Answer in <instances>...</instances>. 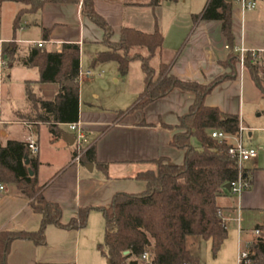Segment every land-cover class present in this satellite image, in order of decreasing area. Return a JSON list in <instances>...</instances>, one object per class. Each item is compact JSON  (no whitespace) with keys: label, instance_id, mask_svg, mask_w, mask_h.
I'll return each mask as SVG.
<instances>
[{"label":"crops","instance_id":"1","mask_svg":"<svg viewBox=\"0 0 264 264\" xmlns=\"http://www.w3.org/2000/svg\"><path fill=\"white\" fill-rule=\"evenodd\" d=\"M208 1L205 0L198 9L187 7V10L175 11L169 9L175 2L168 0L156 7L148 5L149 0H94L96 10L114 30L113 42L121 40L123 27L152 34L158 24L164 36L163 51L158 55L159 64L170 63V72L176 77L202 84L231 74L233 70L222 22L201 18ZM256 3L255 9L244 10L233 1L232 30L237 47L259 51L258 57L252 58L259 67L264 86V0H256ZM81 4L82 0L79 4L47 3L39 12L25 14L20 28L14 30V20L25 7L24 4L14 1L0 3V143L5 145L9 140L27 142L30 137L37 139L39 152L32 156L39 160L38 181L44 186L45 198L61 207V222L65 225L77 216L80 207L108 205L118 192H144L147 184L137 177L142 172L156 170V160L163 158L171 164H182L185 151L175 147L172 141L176 134L184 131L179 128L180 119L189 112L196 99L194 94L176 88L144 108L119 117L120 110L112 108L91 105L88 110L83 109L81 82L88 81L91 76L80 77L79 122L87 132L89 145L96 147V161L107 165L106 172L95 163H91L93 168L90 169L87 167L89 163L75 161L76 146L65 137L66 134L73 135L68 124H58V133L55 134L47 123L20 120L21 114L31 113V103L27 98L28 85L45 99L55 97L58 85L40 83L36 68L4 61L2 53L10 42L19 45L22 56H26L30 47L38 45L40 41L53 52L60 51L64 43H78L81 49L80 69L92 70L89 67L82 68V52L86 50L90 53L93 66L107 63L93 64L97 55L109 48L103 43L104 30L83 15ZM184 4L187 5V0H184ZM5 13L13 17L9 29L2 28L1 18ZM44 28L50 31L47 40L43 38ZM168 33L177 40L166 56ZM235 70L233 77L220 83L207 95L205 103L224 113L238 115L241 125L249 130L251 112L260 111L264 104V93L248 67L237 64ZM95 73L103 76L104 70ZM117 73L118 77H114L117 83L129 76V72L122 76L118 65ZM141 83L143 86L138 96L144 90L145 75ZM262 115L259 113L257 116ZM245 168L253 172L252 186L240 195L227 193L217 199L227 229L230 219L236 222L234 218L239 209L264 211V171H258L263 168ZM1 184L4 188L0 189V232L38 231L42 225V215L32 209L30 200L16 184ZM96 212L101 213L93 209L85 228L67 229L48 225L44 244L32 240H14L4 264H85L84 257L92 261L107 258L98 250V244L104 240V229H98L97 233L94 230V220H98ZM101 215L103 220L104 216ZM144 259L149 260V257ZM129 260H134V257Z\"/></svg>","mask_w":264,"mask_h":264},{"label":"trees","instance_id":"2","mask_svg":"<svg viewBox=\"0 0 264 264\" xmlns=\"http://www.w3.org/2000/svg\"><path fill=\"white\" fill-rule=\"evenodd\" d=\"M14 1L24 4L14 20V30L21 26L27 13L42 10L47 3L79 4L81 0H0V3ZM165 0H149L148 5L156 7ZM177 2L178 0H168ZM234 0H209L201 18L219 20L227 38L232 67L231 74H224L208 84L182 80L170 72V63L161 62L158 68L151 64L153 58L162 54L164 36L158 24L152 34L134 28L123 27L122 38L113 42L114 30L109 22L96 10L94 0H82L81 11L104 30L103 43L109 48L101 52L93 61H115L119 73L125 76L133 60H140L145 75V87L136 101L126 110H120L121 117L127 112L142 109L154 100L168 95L174 89L192 93L196 96L189 112L180 119L179 128L184 130L174 136L172 144L185 151L182 164H171L161 158L155 161L156 170L142 172L138 179L147 184L141 193H116L111 202L99 207H80L77 216L68 224L61 222L62 209L47 200L43 194L44 186L38 181L39 160L33 157L27 142L9 140L0 143V183H13L30 200L32 209L42 215L41 228L36 232H0V264L6 262L11 243L17 239L32 240L44 244L45 229L55 225L67 229H81L88 224L89 213L99 210L105 219L104 240L98 250L108 258L109 264H197L195 255L188 246L189 236H198L212 241L216 254L228 237V229L222 220L221 208L217 199L230 193L225 188L239 178L254 182L250 169L240 168L229 153L234 144L231 138L240 129L238 115L227 114L217 107L207 106L205 98L223 81L234 76L240 55L235 51L232 9ZM199 18V16L197 17ZM49 30L43 29V38H49ZM144 47L147 55L132 53V48ZM80 45L64 43L60 51H50L43 44L32 45L29 53L22 56L19 45L10 42L2 53L4 61L36 68L40 83L58 85L53 99L38 96L28 85L27 98L31 103V113L21 114L20 120L30 123H47L57 134L58 124L79 121L80 105ZM245 66L250 69L254 79L264 86L259 67L251 55L245 58ZM214 131L223 132L228 139L214 138ZM193 138L198 145L193 144ZM29 158V163L26 159ZM83 163H95L105 172L107 165L96 161V147L91 145L81 157ZM30 169L33 175H30ZM259 235L251 245L249 262L243 264H264V225H257ZM129 251V253H126ZM148 253L149 260L144 259ZM134 257V260H129ZM74 264V263H66Z\"/></svg>","mask_w":264,"mask_h":264},{"label":"rangeland","instance_id":"3","mask_svg":"<svg viewBox=\"0 0 264 264\" xmlns=\"http://www.w3.org/2000/svg\"><path fill=\"white\" fill-rule=\"evenodd\" d=\"M205 0H187V5L184 4V0H180L178 3L172 4L171 10H187L188 8H200ZM18 5V4H14ZM13 17L8 13L1 18L2 28L12 27ZM175 38H172L169 33L167 34V46L165 45V55L171 52V48L174 47L176 42ZM132 53L139 52L143 55H147V50L144 47H135L131 50ZM89 51L82 52V68H91L94 75L86 82H81V105L83 109L88 110L91 105H96L98 108H112L116 111L126 110L130 106L131 102L138 96L140 90H142L141 79L143 77V71L141 68L140 60H133L129 68V76L122 78L120 82H115L114 77H118L117 63L115 61H108L104 64L92 65L90 60ZM166 55V56H167ZM166 58V57H164ZM163 60L165 61V59ZM160 62L159 56H156L151 64L157 67ZM104 70L103 76H98L95 72L98 70ZM98 96V97H97ZM121 108V109H119ZM252 121H248L251 129L243 132V143L247 148H254L257 150V156L249 160L244 161L243 166L247 168L262 167L258 171H264V104L261 106L260 111L253 110ZM261 113L262 116L257 115ZM252 132V135H249ZM232 143L237 141L231 138ZM193 144L198 145V141L193 138ZM47 171L51 172V169L47 168ZM95 211V210H94ZM89 213L88 224L90 215ZM98 218L97 222L94 220V230L97 233L104 229V219L102 220L101 213H95ZM239 218H242V222H239ZM229 222V237L219 250L218 253H214L212 249V241L201 239L198 236H189L188 246L195 255L197 264H238L239 255L242 248H245L248 244L251 245L256 242L258 235L255 229L257 224L264 225V211L256 210H238V214ZM87 224V225H88ZM254 239V240H253ZM253 240L252 243H250ZM242 244V245H241ZM241 246V247H240ZM95 259L94 261L84 257L83 262L85 264H109L108 258ZM250 263V262H249Z\"/></svg>","mask_w":264,"mask_h":264},{"label":"built area","instance_id":"4","mask_svg":"<svg viewBox=\"0 0 264 264\" xmlns=\"http://www.w3.org/2000/svg\"><path fill=\"white\" fill-rule=\"evenodd\" d=\"M235 2L240 5L244 10H252L255 9L257 3L256 0H235ZM44 44L43 41H40L38 43L39 46H42ZM228 47V46H227ZM229 48V47H228ZM235 51L239 53L240 59H239V66L244 67L245 66V58L247 55H251L253 58H257L259 51L256 49H249L244 46H240L235 48ZM93 71L88 69V70H82L80 69L79 72V77L82 76H92ZM69 129L73 132L75 136V146H76V154H75V161H81L82 155L86 152L88 149L89 145V139L87 132L82 125L81 122H74L68 124ZM246 130L245 127L240 125V129L236 135H234L232 138H234L237 142L233 144L229 148V153L233 158H235L238 162L239 167L242 169L244 168L243 163L246 160H249L251 158H254L257 156V150L254 148H247L244 146L243 143V132ZM212 136L214 138H219V139H228L229 136L224 134L223 132L219 131H214L212 133ZM28 148L30 149V153L33 156H36L39 152V143L36 138L30 137L27 140ZM231 188H230V193L234 195H240L242 192L247 190L250 187V184L248 181L242 179V173H239V178L233 182L230 183ZM4 186L0 183V189L2 190ZM224 221V219L222 218ZM242 221V218H239V222ZM225 222V221H224ZM256 234L259 235V229H255ZM252 254L250 245L248 244L245 248L241 249L240 255H239V263L238 264H243V263H248L249 262V256ZM149 255L148 253L144 254V258H148Z\"/></svg>","mask_w":264,"mask_h":264},{"label":"water","instance_id":"5","mask_svg":"<svg viewBox=\"0 0 264 264\" xmlns=\"http://www.w3.org/2000/svg\"><path fill=\"white\" fill-rule=\"evenodd\" d=\"M229 1H231V0H229ZM65 137H66L67 139H69L72 143L75 142V136H74V134H73V135H72V134H66ZM26 163H27V164L29 163V158L26 159ZM87 167L91 169V168H93V164L89 163V164L87 165ZM33 174H34L33 171L30 169V175H33ZM225 188L228 189V190H230V188H231L230 183H227V184L225 185ZM126 253H129V251H126Z\"/></svg>","mask_w":264,"mask_h":264}]
</instances>
